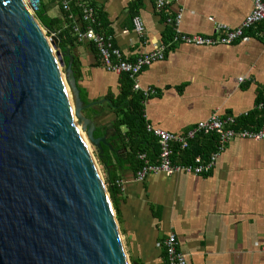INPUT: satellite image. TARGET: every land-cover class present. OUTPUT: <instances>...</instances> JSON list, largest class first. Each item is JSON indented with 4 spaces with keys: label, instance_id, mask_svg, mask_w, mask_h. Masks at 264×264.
I'll list each match as a JSON object with an SVG mask.
<instances>
[{
    "label": "crops",
    "instance_id": "obj_1",
    "mask_svg": "<svg viewBox=\"0 0 264 264\" xmlns=\"http://www.w3.org/2000/svg\"><path fill=\"white\" fill-rule=\"evenodd\" d=\"M90 2L122 59L133 61L166 47L163 60L143 68L136 79L140 89L154 91L144 103V118L153 129L180 136L212 116L237 119L256 111L264 116V105L258 108L264 90V42L257 27L235 45L203 48L169 45L166 22L180 15V34L214 37L217 24L239 28L252 9L251 0H167L162 11L156 0ZM42 3L49 18L63 20L57 3ZM135 15L144 25L141 36L133 29ZM62 42V52L79 62L78 84L88 101H103L93 121L98 139L105 140L101 148L108 149L104 158L110 169L100 166L105 180L123 184L114 212L130 263L165 264L163 244L172 235L186 264H264V140L234 138L204 175L156 173L138 181L128 154L117 145L112 153L109 145L116 115L104 100L118 97V75L104 68L90 42ZM212 149L208 143L202 152Z\"/></svg>",
    "mask_w": 264,
    "mask_h": 264
},
{
    "label": "water",
    "instance_id": "obj_2",
    "mask_svg": "<svg viewBox=\"0 0 264 264\" xmlns=\"http://www.w3.org/2000/svg\"><path fill=\"white\" fill-rule=\"evenodd\" d=\"M58 42L25 0H0V264H131L77 131L100 158L84 112L103 101L83 104Z\"/></svg>",
    "mask_w": 264,
    "mask_h": 264
},
{
    "label": "built area",
    "instance_id": "obj_3",
    "mask_svg": "<svg viewBox=\"0 0 264 264\" xmlns=\"http://www.w3.org/2000/svg\"><path fill=\"white\" fill-rule=\"evenodd\" d=\"M251 2L252 9L239 28L231 29L227 25L217 24L215 28L216 35L214 37L186 36L180 34L178 31L180 15L168 17L166 22L174 30L169 45L173 46L182 43L203 48L232 46L244 41L248 32L255 27L258 28L259 35L264 42V1L251 0ZM156 3L159 11L164 10L167 6V0H156ZM71 4L80 8L82 21L88 25V28L84 31L80 30L78 24L74 25L73 33L77 40L80 42H92L95 45L100 61L108 72L128 74L134 82L133 89L141 91L146 98L154 94L153 90L140 89L136 79L143 68L150 66L154 62L163 60L166 47L160 46L154 51L138 56L133 61L124 60L121 58L119 52L112 48L111 39L108 34L96 33L92 29L93 25L96 24V13L90 0H58V5L63 11H69ZM132 24L134 31L141 36L144 32V25L140 16H133ZM50 37L48 38L49 41ZM243 81V79H240V82ZM260 95L262 102L259 103L258 108L261 109L264 105V90ZM235 120L232 117L219 118L212 116L206 120L197 122L193 129L185 135L180 136L170 135L147 125L146 132L157 140L159 153L154 163H149L145 155L139 156V159L143 161V166L136 172V179L142 181L147 175L156 173H162L166 176H172L176 173L194 176L204 175L214 166L217 154L223 151L225 145L234 138L264 140V126L238 129L235 128ZM199 134L215 136V150L206 157H194L191 163L174 164L172 161L173 146L177 145L181 151L186 150L189 147V143ZM116 185L122 190L123 184L121 181H116ZM163 246L166 253L165 264H186L184 257L177 249L174 236H168Z\"/></svg>",
    "mask_w": 264,
    "mask_h": 264
},
{
    "label": "trees",
    "instance_id": "obj_4",
    "mask_svg": "<svg viewBox=\"0 0 264 264\" xmlns=\"http://www.w3.org/2000/svg\"><path fill=\"white\" fill-rule=\"evenodd\" d=\"M52 3L55 2L58 4V0H51ZM91 3V2H90ZM59 6V5H58ZM61 9V8H60ZM62 10V9H61ZM73 10H76L75 12ZM63 11V10H62ZM74 14H73V12ZM63 20L62 19H52L47 16V8L42 3V0H39V7L37 10H34V15L40 24V27L44 29L46 34L50 36L51 33H55L57 37L64 43L70 44L73 46L74 44L82 43L77 40L76 36L73 33L74 25L78 24L80 30L84 31L88 28V25L82 21L81 10L79 7L74 4L70 5L69 11H63ZM96 15V24L93 25L92 29L96 33H105L107 30L104 29V24L102 22L101 16L99 14ZM74 16L76 17L75 21ZM174 30L171 27V38L172 39ZM105 34H108L107 32ZM84 42V41H83ZM88 42V41H87ZM168 42V43H169ZM58 44L57 49L62 52L64 49L61 44ZM98 55V51L95 45L90 42ZM174 46V45H173ZM65 50V49H64ZM99 57V55H98ZM100 59V58H99ZM64 63L68 62L67 58H64ZM79 62L77 59H73L72 62V71L74 78L77 82V86L80 93L81 101L84 105L90 103L88 101L84 90L81 89L78 84L79 80V72H78ZM119 77V89H118V97L113 101L112 96H108L110 99V107L114 109V113L116 115V120L112 129H114L115 137L109 140V145H111V152L113 153V148L116 149V145L121 151L128 154L130 157V163L135 172H137L142 166L143 161L139 159V156L145 155L146 160L149 163H154L157 160L159 148L157 144V140L150 134L146 132L147 121L144 118V103L147 100L146 97L143 96V93L139 90L133 89V80L126 73L117 74ZM97 105L92 106L85 110L84 114L89 119H94L98 116L99 111L96 108ZM264 116L260 115V112H254L252 114H248L241 118H237L235 128H252V127H260L261 122L263 121ZM124 128L126 133H121L120 129ZM199 136V137H198ZM95 139H98L99 136L94 135ZM213 146V149L208 152L211 153L215 150L216 139L213 135H197L194 140L189 143V147L186 150L181 151L177 145L173 146V154L172 161L174 164L181 163H191L192 159L196 156L206 157L208 154H205L203 148L206 147L207 144ZM103 155L97 158L98 163L101 166H104L106 169H110L108 159L104 158L105 153L108 154V149L102 148ZM105 185L107 188V192L113 206V209L116 208V196L118 195V191L120 189L117 187L116 183L112 180H105Z\"/></svg>",
    "mask_w": 264,
    "mask_h": 264
},
{
    "label": "rangeland",
    "instance_id": "obj_5",
    "mask_svg": "<svg viewBox=\"0 0 264 264\" xmlns=\"http://www.w3.org/2000/svg\"><path fill=\"white\" fill-rule=\"evenodd\" d=\"M25 3H26L27 6L30 7V9H31L32 12L34 13V10H33L32 6H31L29 0H25ZM42 30H43L44 34L46 35V37H47V39H48L50 36H49L48 34H46V32L44 31L43 28H42ZM53 52H55V51H53ZM60 70H61L62 74H64V68H61ZM67 90H68V89H67ZM68 94H69V92H68ZM69 95H70V94H69ZM84 139H85V136H84ZM85 141H86V139H85ZM85 143L87 144V147L89 148V153L92 154V157H93V160H94L95 165H96V167H97V170L99 171V174L101 175V179L103 180V184H104V186H105V188H106V185H105V177H104V173H103L102 167L100 166V164H99L98 161H97V158H96V155H95V153H94L93 148L89 146V144L87 143V141H86ZM106 190H107V188H106ZM130 262H131V261H130ZM131 264H132V263H131Z\"/></svg>",
    "mask_w": 264,
    "mask_h": 264
},
{
    "label": "bare ground",
    "instance_id": "obj_6",
    "mask_svg": "<svg viewBox=\"0 0 264 264\" xmlns=\"http://www.w3.org/2000/svg\"><path fill=\"white\" fill-rule=\"evenodd\" d=\"M63 78V77H62ZM77 131H78V133H79V136H80V138L82 139V141H83V143H84V145H85V147H86V149L89 151V148L87 147V144L85 143L86 141H85V139H84V134L81 132V130H80V127L79 126H77ZM92 155V154H91Z\"/></svg>",
    "mask_w": 264,
    "mask_h": 264
}]
</instances>
